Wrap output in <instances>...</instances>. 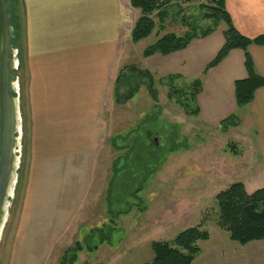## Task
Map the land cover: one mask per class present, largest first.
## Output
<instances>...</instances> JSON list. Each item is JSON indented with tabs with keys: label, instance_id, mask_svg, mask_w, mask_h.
I'll return each mask as SVG.
<instances>
[{
	"label": "crops",
	"instance_id": "obj_1",
	"mask_svg": "<svg viewBox=\"0 0 264 264\" xmlns=\"http://www.w3.org/2000/svg\"><path fill=\"white\" fill-rule=\"evenodd\" d=\"M20 1L21 38L32 107V155L20 221L9 240V264H48L54 248L73 234L77 235L76 242L84 246L76 264H109L121 246L130 250L131 233H124L120 247L115 248L113 239L118 231L114 232L110 215L115 207L106 203L100 221L93 219L96 213L87 212V205L92 203L87 199L96 172L104 163L100 150L108 146L104 143L105 124L108 107L114 106L116 57L120 52L123 59L131 54V46L126 51L124 45L127 47L136 22L133 17H126L133 8L130 0L126 5L123 0ZM226 9L243 36L249 39L264 36V0H226ZM222 34L216 31L183 51L168 56H143L146 59L143 60L144 63L154 60L155 67L147 64L146 68L153 69L149 71L161 80L178 77L176 82L200 77L203 91L197 98L198 117L204 123L220 126L230 115H240L246 132L256 135L257 167L251 179L264 182V87L256 92L251 104L238 108L235 82L248 77L245 53L240 49L232 50L217 67L205 73L225 43ZM249 53L264 78V46L251 45ZM66 69L77 70L75 76L79 74L78 79H73L74 86H79L77 98L69 96L75 89H69L66 83ZM71 99L79 102L69 107ZM261 188L264 183L246 186L249 193ZM90 218L94 220L91 223L87 220ZM7 225L8 222L0 246ZM98 229H103L107 239L111 236L110 243L107 240L99 244ZM207 242L213 251L211 256L208 260L206 256L202 258L201 249L193 264H256L258 258L264 262V241L242 246L221 236L213 242L211 236ZM90 245L97 249L89 251ZM1 256L2 253L0 260Z\"/></svg>",
	"mask_w": 264,
	"mask_h": 264
},
{
	"label": "rangeland",
	"instance_id": "obj_2",
	"mask_svg": "<svg viewBox=\"0 0 264 264\" xmlns=\"http://www.w3.org/2000/svg\"><path fill=\"white\" fill-rule=\"evenodd\" d=\"M123 1L125 5L128 2V0ZM202 2L184 3L182 7H173L174 20L169 22L167 32L178 35L187 32L189 27L183 19L186 16L189 25L203 28L211 25L212 22L204 20L203 12L199 8ZM133 10H130V14L126 17L131 16V19L133 17L137 20L139 12ZM223 28H225L224 24L217 30V34H221ZM128 39L129 43L127 47L124 45V48L128 51L131 46V54L127 59H123L122 52L117 54L115 81L124 67L136 66L140 69H148L147 64H151L150 68L155 67L154 60L144 63L146 59L143 57V52L155 42L156 37L150 36L140 43H133L131 35ZM23 41L24 38H21L18 42L21 50L18 54L20 63L15 70V81L18 83L16 96L20 98L22 115L21 148L18 154L21 158L19 184L11 199L8 225L0 246V254L2 253L0 264H9L11 248L9 240L13 238L16 223L20 221V207L23 203V192L32 155V107L29 99V70L26 68ZM126 51L124 49V52ZM76 72L77 70L74 69L64 70L69 89H75L69 93L71 98H77L79 95L77 90L79 86L73 84V79L79 78V74L75 76ZM195 79L200 77L178 80L175 85L188 90ZM155 81L159 92L158 102L154 101L148 88L142 85L131 101L117 105L114 99V106L108 107V123L105 124L107 133L104 137V143L105 145L108 143V146L100 150L104 163L96 172L95 178L99 182L96 180L93 182L92 191L87 199L88 203L90 200L92 203L87 205L89 208L87 212L96 213L97 217L95 215L93 219L98 218L102 221L103 218L100 219V216L107 203V190L111 184L115 189V210L126 209L127 202L134 206L129 215L124 214L115 220L119 229L113 239L114 247H120V239L124 238V233L130 231V250L121 246L120 252L115 254L109 264L151 262L154 255L151 247L153 241H171L180 232L194 226H201L207 230L213 242L219 236L226 241L229 240V234L218 226L215 196L235 182H243L246 186L252 184L260 186L264 183L251 179L254 167H257L254 165L258 158L256 135L246 132L242 120L238 126L224 132L219 125L204 123L201 117H190L168 97L170 82L165 78L161 80L160 77L155 78ZM133 82L137 81L130 79L128 84L133 85ZM133 88L135 87L130 86L127 89ZM84 96L85 94H82V97ZM84 99L82 102L86 100ZM76 102L79 100L71 99L69 107ZM149 131L152 135L147 134ZM155 139L158 140L157 143ZM232 143L236 145L234 149L239 153L231 150ZM161 144L164 145L162 152L159 151ZM123 185L128 187L130 195L124 197V202L123 200L117 202L116 199H123L121 194ZM139 188L142 190L138 193ZM136 191L138 196L135 197L133 193ZM93 219L87 220L91 223ZM127 238L128 236L125 235V239ZM76 241L77 235L73 234L68 241L58 244L48 264H59L61 255L74 246ZM200 247L202 258L206 256L208 260L213 252L208 242H201ZM255 263L264 264L262 258H258Z\"/></svg>",
	"mask_w": 264,
	"mask_h": 264
},
{
	"label": "trees",
	"instance_id": "obj_3",
	"mask_svg": "<svg viewBox=\"0 0 264 264\" xmlns=\"http://www.w3.org/2000/svg\"><path fill=\"white\" fill-rule=\"evenodd\" d=\"M203 1L199 8L203 12L204 20L212 22L211 25L203 28L196 25L187 24V16L184 23L188 25L189 30L182 35L174 32H167L169 22L174 20L172 13L173 7H182L184 3ZM11 24L14 29V47L19 51L18 42L22 37V14L20 0H7ZM132 8L139 12V16L134 24L131 40L133 43H139L150 36H155V42L148 46L143 53L145 58L153 57L157 54L168 56L170 54L187 49L194 41L205 39L216 32L224 24L222 33L225 40L214 60L207 66L205 73L217 67L225 60L232 50L240 49L245 53L246 70L248 77L235 82V97L239 109L244 108L254 101L256 92L264 87V78L256 70L254 61L249 53L251 45L264 46V36L255 39H249L243 36L234 26L232 18L226 9V0H130ZM20 54V51H19ZM15 76V72H14ZM133 81V85L130 83ZM178 77L168 78L170 82V91L168 97L174 100L185 113L190 117H198L200 109L197 105V98L203 91L201 79H195L184 90L175 85ZM140 80H142L140 82ZM146 86L155 102L159 101V92L156 88V81L152 73L147 69H140L136 66L124 67L117 75L115 81V102L117 105L125 104L131 101L136 93L142 87ZM134 86L132 90H128ZM134 91V92H133ZM194 105V106H193ZM241 123L240 115L234 113L224 119L220 126L224 132L238 126ZM152 135L149 131L147 134ZM155 146V145H154ZM231 150L238 152L235 144H231ZM151 147V146H149ZM164 149L161 144L160 152ZM137 160L135 159V162ZM126 185V184H125ZM121 187L123 199H116L121 202L130 195L128 187ZM142 190L139 188L138 193ZM114 192L112 184L108 189L107 203L109 206L114 204ZM132 194V193H131ZM133 196H138L137 191ZM125 197V198H124ZM215 203L218 209V226L221 230L229 234L231 241L245 246L254 241H264V188L249 193L243 182L232 183L228 188L219 192L215 196ZM127 208L121 211H110L111 221L114 223V232L117 231L115 220L118 217L128 214L134 207L129 202ZM124 209V208H123ZM142 209H140L141 211ZM110 227V226H109ZM111 232V231H110ZM100 238L99 244L109 240L106 238L103 229L97 230ZM210 233L201 226L190 227L171 241H153L151 247L154 253V259L144 264H193L195 258L201 252L200 243L210 240ZM89 251L97 249V246H87ZM84 250L83 244L76 242L63 255L59 264H76L79 253Z\"/></svg>",
	"mask_w": 264,
	"mask_h": 264
},
{
	"label": "water",
	"instance_id": "obj_4",
	"mask_svg": "<svg viewBox=\"0 0 264 264\" xmlns=\"http://www.w3.org/2000/svg\"><path fill=\"white\" fill-rule=\"evenodd\" d=\"M14 29L7 0H0V243L8 222L11 199L19 181L22 131L18 83L14 72L19 67L14 47Z\"/></svg>",
	"mask_w": 264,
	"mask_h": 264
},
{
	"label": "flooded vegetation",
	"instance_id": "obj_5",
	"mask_svg": "<svg viewBox=\"0 0 264 264\" xmlns=\"http://www.w3.org/2000/svg\"><path fill=\"white\" fill-rule=\"evenodd\" d=\"M157 141H158V140H157V139H155V142H156V143H157Z\"/></svg>",
	"mask_w": 264,
	"mask_h": 264
}]
</instances>
